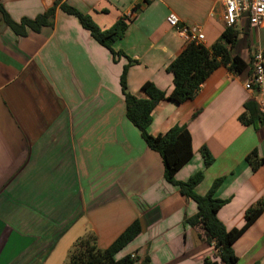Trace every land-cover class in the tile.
I'll return each instance as SVG.
<instances>
[{"label": "crops", "instance_id": "1", "mask_svg": "<svg viewBox=\"0 0 264 264\" xmlns=\"http://www.w3.org/2000/svg\"><path fill=\"white\" fill-rule=\"evenodd\" d=\"M54 0H2L18 22L33 18ZM108 28L129 16L124 35L112 43L115 61L77 19L56 9L51 25L15 34L0 23V264H45L59 239L90 232L106 248L134 220L139 234L117 254L135 264L219 263L213 240L199 224L185 220L196 203L163 177L160 155L147 147L125 116L119 83L126 66V90L145 97L150 81L169 92L166 66L186 42L166 22L173 12L184 24L201 25L210 47L225 29L217 0H61ZM133 7H137L132 12ZM231 54L250 64L241 73L218 66L192 99L163 100L148 131L164 133L185 125L191 158L175 173L184 182L202 170L193 190L204 195L222 178L213 196L224 200L216 215L228 230L244 223L245 212L264 200V163L252 170L246 155L264 157V123L255 129L237 115L252 98L244 82L253 54L264 46V24L245 20ZM254 35L248 40V35ZM256 34V39H255ZM211 157L204 165L202 148ZM76 231V230H75ZM237 264H264V210L233 242ZM62 255L57 264H64Z\"/></svg>", "mask_w": 264, "mask_h": 264}, {"label": "trees", "instance_id": "2", "mask_svg": "<svg viewBox=\"0 0 264 264\" xmlns=\"http://www.w3.org/2000/svg\"><path fill=\"white\" fill-rule=\"evenodd\" d=\"M147 3V0H144ZM74 16L79 24L89 32V35L101 46L109 50L112 59L117 60L123 53L112 48V43L124 35L129 16L119 17L108 28H101L89 14L79 11L65 1L54 0L52 5L33 18L22 17L14 21L7 13L0 0V23L9 27L15 34L25 36L27 30L39 31L41 26L51 25L56 9ZM137 8V7H136ZM133 7L132 12L136 10ZM239 31L232 27H225L220 38L210 47L203 44L187 42L181 51L166 66V71L172 74L173 87L169 92L161 90L150 81H145L141 89L145 97H136L126 90L124 66L119 83L125 103V116L140 132V136L150 149L156 151L163 163L164 179L179 187V192L193 200L197 206L194 216L185 221L189 224H199L206 239L213 240L217 247L216 254L220 264H237L232 244L243 231L264 210V200L258 201L245 212L244 223L239 228L226 229L217 218V211L224 200L213 196L216 187L222 178H216L210 189L204 195L194 192V186L202 179V170L191 175L186 181L175 179V173L191 158V136L185 125H173L164 133L152 135L148 131L152 113L158 103L163 100L182 102L192 99L199 86L220 65L228 70L241 73L250 64L244 62L239 56L231 54L237 41ZM264 61V46L261 49ZM238 121L245 126L251 125L255 129L264 123V114L258 109L256 102L250 98L243 103V110L237 115ZM204 165L210 164L211 157L203 147ZM246 162L252 170H256L264 163V157H259L257 150L253 149L246 157ZM140 224L132 221L106 248L101 249L96 244V237L90 233L78 238L73 248L69 250L68 259L64 264H135V258L130 254L117 257V254L134 239L140 232ZM205 264H217L216 261L204 260Z\"/></svg>", "mask_w": 264, "mask_h": 264}, {"label": "built area", "instance_id": "3", "mask_svg": "<svg viewBox=\"0 0 264 264\" xmlns=\"http://www.w3.org/2000/svg\"><path fill=\"white\" fill-rule=\"evenodd\" d=\"M222 6V17L227 27L235 26L244 19L248 26L258 28L264 24V0H217ZM167 24L175 28L177 34L187 43L201 44L204 40L201 25L184 24L177 15L170 12L166 16ZM244 87L253 94L252 99L258 109L264 114V61L261 49L256 51L251 59L249 75ZM217 251V249H216Z\"/></svg>", "mask_w": 264, "mask_h": 264}, {"label": "rangeland", "instance_id": "4", "mask_svg": "<svg viewBox=\"0 0 264 264\" xmlns=\"http://www.w3.org/2000/svg\"><path fill=\"white\" fill-rule=\"evenodd\" d=\"M242 20H244V19H240L239 22H240V21L242 22ZM239 22H238V23H239ZM192 24H194V23H192ZM253 37H254V35L249 34V35H248V40H251ZM255 39H256V34H255ZM259 127H260V126H259ZM75 230H76V231H75ZM73 232H78V233L81 232V227L79 226V224H78L76 227H74L73 230H72L71 232L67 233L65 236H63L61 239H59V241L57 242V244H56L55 246H53V248H52V250H51V252H50V254H49L50 257H49L48 261H46L45 264H57V262L59 261L61 255H62V260L65 261V262L67 261L69 250H70L71 248H73V245H74L75 241H77L78 238L81 237V236L78 237V238L73 242L71 248H70V249L67 251V253H66L64 246H65L66 241H67L68 238L70 237V235H71V236L75 235V234H71V233H73ZM87 234H90V232H87ZM87 234H85V235H87ZM83 235H84V234H82V236H83ZM212 244H213V246H214V242H213ZM214 249L216 250L217 247L214 246ZM65 262H64V263H65Z\"/></svg>", "mask_w": 264, "mask_h": 264}]
</instances>
